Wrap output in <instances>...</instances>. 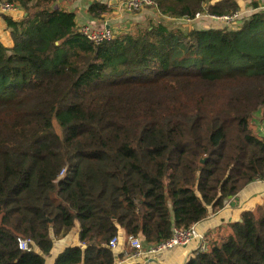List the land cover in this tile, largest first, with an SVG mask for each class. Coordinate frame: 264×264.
Instances as JSON below:
<instances>
[{
    "label": "trees",
    "instance_id": "obj_1",
    "mask_svg": "<svg viewBox=\"0 0 264 264\" xmlns=\"http://www.w3.org/2000/svg\"><path fill=\"white\" fill-rule=\"evenodd\" d=\"M0 41V264H115L124 234L155 246L264 178V11L235 29L148 20L95 45L59 0H5ZM162 16L239 12L231 0H153ZM112 6L93 2L102 20ZM33 242L20 250L17 240ZM185 264H264V208L206 238ZM37 250L40 251L38 253Z\"/></svg>",
    "mask_w": 264,
    "mask_h": 264
},
{
    "label": "crops",
    "instance_id": "obj_2",
    "mask_svg": "<svg viewBox=\"0 0 264 264\" xmlns=\"http://www.w3.org/2000/svg\"><path fill=\"white\" fill-rule=\"evenodd\" d=\"M100 0H59L55 4V8L64 9L66 12L75 14V21L77 30L84 24L105 25L114 35L128 33L132 30L135 24H141L144 20V14L136 15L135 13H128L120 15L115 20L93 19L88 13L90 5ZM124 1V0H120ZM103 2V1H102ZM127 11L119 2L112 6V13H123ZM13 18L15 21H20L25 17V13L6 15ZM107 16V15H106ZM0 41L6 47H12L13 41L11 37V30L8 29L3 20V15H0ZM253 127L255 133L261 137V128L264 125V112L258 111L253 119ZM260 208H264V183L253 182L244 188L239 194L229 199L224 207L217 212L211 213L210 216L194 225L196 230L207 238L210 234L216 232L219 228L228 224L237 222L241 218L243 212H255ZM119 244L113 250L115 264H185L192 254L197 250V243L188 246L179 247L169 252H164L157 255H142L135 257L134 250L127 243V236L122 230L118 233ZM207 240V239H206ZM80 245L77 236V230L74 229L67 237L61 240H55L53 249L50 255L46 258V264H55L58 256L64 252L68 247ZM150 245H145L149 249ZM38 253L39 250L36 249ZM41 254V253H40Z\"/></svg>",
    "mask_w": 264,
    "mask_h": 264
},
{
    "label": "built area",
    "instance_id": "obj_3",
    "mask_svg": "<svg viewBox=\"0 0 264 264\" xmlns=\"http://www.w3.org/2000/svg\"><path fill=\"white\" fill-rule=\"evenodd\" d=\"M101 1H103L104 3H108L109 5L111 2H118V3L120 2L126 10H130V11H141L146 7H152L158 10L157 4L153 0H124V1L101 0ZM22 11L23 10L20 8L18 4L11 3L5 0H0V15H10L15 13H20ZM186 19L187 21L198 20V19L223 21L225 22V26L228 29H235L240 25V23L245 18L241 12H236L231 15L218 17L215 15H210L204 11L197 13L193 19L190 18H186ZM78 32L83 38H85L87 41L95 45H100L104 42L110 41L114 37V33L110 29H108L105 25L100 26L92 23L81 25L78 28ZM260 133H261V137L264 139V125L262 126ZM259 182L264 183V178L262 180H259ZM17 242L20 250L23 251L31 250V246L33 244L31 240L19 238ZM127 243L134 250L135 257H140L142 255H149V256L157 255L164 252L172 251L179 247L188 246L193 243H197V250L204 251L207 248L205 236L200 234L196 230L195 226L185 231L173 229L172 237L169 240L161 244L149 247V249L145 248V244L143 240L139 237L129 236L127 238ZM118 244H119L118 237H114L109 243V248L113 251L118 247Z\"/></svg>",
    "mask_w": 264,
    "mask_h": 264
},
{
    "label": "rangeland",
    "instance_id": "obj_4",
    "mask_svg": "<svg viewBox=\"0 0 264 264\" xmlns=\"http://www.w3.org/2000/svg\"><path fill=\"white\" fill-rule=\"evenodd\" d=\"M211 0L210 2H212ZM238 4L239 9L238 11L241 12L244 15V18H248L251 14L258 12V11H264V0H231ZM135 13L136 15H139L141 13L144 14V20L141 23L143 27H145L148 24V20H153L155 23H164L170 27H179L185 31H189L191 29H197V30H203V29H224L227 28L225 26V22L223 21H212L210 19H198V20H192L187 21L186 18L181 19H172L168 17L162 16L160 12L152 7H146L141 11H130L127 10L123 13L116 12L110 13L107 16H105V20H115L117 19L121 14H128V13ZM138 25L135 24L132 26V30L134 27ZM100 26H103L102 24ZM234 28V27H231Z\"/></svg>",
    "mask_w": 264,
    "mask_h": 264
},
{
    "label": "water",
    "instance_id": "obj_5",
    "mask_svg": "<svg viewBox=\"0 0 264 264\" xmlns=\"http://www.w3.org/2000/svg\"><path fill=\"white\" fill-rule=\"evenodd\" d=\"M223 0H213L212 2H210L211 5H214V4H218V3H221ZM118 2H111L110 3V6H113V5H117ZM108 28V27H107ZM109 29V28H108Z\"/></svg>",
    "mask_w": 264,
    "mask_h": 264
}]
</instances>
